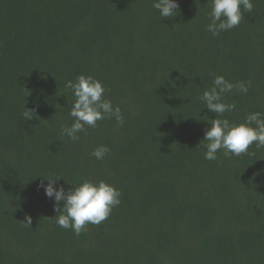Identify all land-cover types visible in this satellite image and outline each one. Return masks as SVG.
Segmentation results:
<instances>
[{
	"label": "trees",
	"instance_id": "obj_1",
	"mask_svg": "<svg viewBox=\"0 0 264 264\" xmlns=\"http://www.w3.org/2000/svg\"><path fill=\"white\" fill-rule=\"evenodd\" d=\"M177 3L163 19L152 0H0V264H264V148L213 161L198 148L216 118L200 100L213 75L251 81L225 94L236 109L223 118L264 113V0L215 37L208 0ZM80 74L124 123L73 142L64 85ZM51 174L66 192L105 180L121 203L77 236L40 187Z\"/></svg>",
	"mask_w": 264,
	"mask_h": 264
},
{
	"label": "clouds",
	"instance_id": "obj_2",
	"mask_svg": "<svg viewBox=\"0 0 264 264\" xmlns=\"http://www.w3.org/2000/svg\"><path fill=\"white\" fill-rule=\"evenodd\" d=\"M208 4L210 12L206 30L214 37L238 27L245 19L244 14L254 10L253 0H208ZM152 7L163 19L175 17L179 9L177 0H152ZM64 87L72 93L69 115L73 122L70 126L61 125L63 136L75 142L80 139L79 133L85 132L87 128L98 127L97 122L105 119L115 118L118 124L123 125L124 117L120 107L114 106L112 101L106 98L107 89L99 79L92 75L80 74L74 81L67 80ZM250 87L251 81L233 83L223 75H213L212 86L203 91L200 100L206 108L216 114V118L209 121L211 127L205 131L198 147L204 149L206 160H217V153L221 150L225 156H240L249 153L253 144L256 148H264V113L252 112L241 123H230L227 118H223L224 113L236 109L235 103L224 102L225 94L234 90L247 94ZM109 152L108 146L98 145L91 155L97 160H103ZM43 177L48 183L44 184L42 180L40 187L44 188L47 197L54 199V207L58 212L55 216L56 223L66 230L71 229L77 236L87 230L88 224H101L121 203L120 190L105 180L83 179L66 192L63 185L56 186L57 181L62 178L61 175L51 174ZM61 201L62 209L59 207ZM25 220L24 223L31 226V217L28 216Z\"/></svg>",
	"mask_w": 264,
	"mask_h": 264
}]
</instances>
